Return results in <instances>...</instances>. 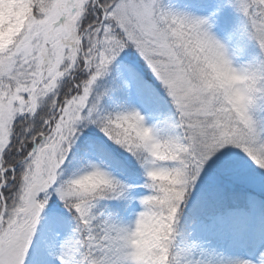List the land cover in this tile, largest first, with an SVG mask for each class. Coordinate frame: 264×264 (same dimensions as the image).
<instances>
[{"label": "snow or ice", "instance_id": "snow-or-ice-1", "mask_svg": "<svg viewBox=\"0 0 264 264\" xmlns=\"http://www.w3.org/2000/svg\"><path fill=\"white\" fill-rule=\"evenodd\" d=\"M0 264H264V0H0Z\"/></svg>", "mask_w": 264, "mask_h": 264}]
</instances>
